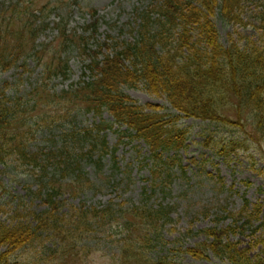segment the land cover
Segmentation results:
<instances>
[{
    "label": "trees",
    "instance_id": "1",
    "mask_svg": "<svg viewBox=\"0 0 264 264\" xmlns=\"http://www.w3.org/2000/svg\"><path fill=\"white\" fill-rule=\"evenodd\" d=\"M9 1L0 2V75L14 68L23 72L15 83L5 82L0 89V201L11 195L6 189L9 182L3 179L33 168L42 177L38 190L31 192L29 187L28 195L47 205L37 212L28 211L18 196L12 197L13 202L18 200L14 210L0 202V217L7 216L0 219V264L80 263L100 247L92 242L99 233L117 239L110 244L112 264H202L211 256L229 264H264V253L250 258L244 250L240 252L238 243L225 242L238 234L236 221L223 231L217 226L200 231L206 241L191 249L182 243V236L173 243L167 240L166 226L174 221L172 206L69 203L90 184L83 157L95 159L92 167L97 178L103 175L104 162L113 150L106 131L116 125V132L126 127L122 133L130 140L140 137L151 147L152 158L164 163V154L185 147L179 118L200 119L220 128L226 135L223 147L245 142L263 148L264 7L256 20L257 30L263 31L259 38L238 33L235 39L230 34L223 44L214 21L218 16L226 25H244L245 0H162L156 18L148 13L141 18L133 42H119L108 35L92 49L89 38L68 34L64 19L56 24L57 45L55 40L39 42L50 29L51 13L42 9L29 14L25 0ZM73 47L91 57L90 63L76 89L56 92L51 83L70 78ZM30 60L41 68L38 78L33 79ZM125 89H142L162 98L176 112L166 117L153 105H140ZM104 111L112 122L87 127L79 119ZM172 117V122L166 121ZM55 132L58 137L45 141L48 146L33 147L39 133L51 136ZM220 153H226L225 148ZM111 158L116 161L114 154ZM170 178L167 174L154 181L153 189L159 185L163 192L170 191V186L160 185ZM26 252L34 253L21 259L19 254ZM186 256L193 263L185 262Z\"/></svg>",
    "mask_w": 264,
    "mask_h": 264
},
{
    "label": "rangeland",
    "instance_id": "2",
    "mask_svg": "<svg viewBox=\"0 0 264 264\" xmlns=\"http://www.w3.org/2000/svg\"><path fill=\"white\" fill-rule=\"evenodd\" d=\"M3 1L0 0V2ZM16 1L11 0L7 3ZM58 1L70 2L73 11V18L69 25L71 30H78L81 33L91 26L94 30V25L97 24L98 34L95 32L97 36L93 37L90 32L85 34L89 38L88 42L91 48L96 49L97 41L105 42L108 35L119 42H133L138 36L140 18L143 16L145 17L142 19L146 18L147 13L151 18H155L157 6L162 0H75L72 3L71 0ZM58 1L25 0V3L29 5V14H33L43 8H55ZM262 2L263 0H245L244 8L241 10L244 25H226L217 16L214 23L223 44L228 40L230 34H233L235 39L238 33L243 37H253L254 40L260 37L263 31L257 30L259 22L256 20L258 13L263 10ZM85 8H88L87 12L91 15L84 12ZM56 13L62 16L65 14V10L61 9ZM83 15L91 20L90 25H85L87 22ZM57 20L56 14H52L47 19L51 29L40 37L39 42L50 43L55 40V45L60 42L56 41L57 31L52 23ZM108 42L111 44V39ZM78 51L79 49L76 47L70 51V78L68 80L57 79L51 83L56 92L70 90L71 87L76 89L83 79L85 65L88 64L91 57ZM105 51L107 52V50ZM29 64L33 70V79L38 78L41 68L36 66L34 60H30ZM22 72L20 68H14L1 74L0 89L5 88L3 86L5 82L15 83ZM125 90L140 105H153L156 110L166 114V117L176 112L164 99L150 96L142 89ZM7 92L12 91L8 89ZM81 118L85 121L82 125L87 127L98 125L104 121H113L107 111H104L100 116L90 113L79 116V119ZM173 118H167L166 121L172 122ZM179 119L178 126L186 134L185 147L164 154V160H167V163L153 159L151 147L140 137L137 136L134 140H130L129 137L124 136L122 132L126 127L116 132L115 129L118 128L116 125L114 130L106 131V140L113 150L104 162L106 166L103 175L97 178L92 167L95 165L93 161L95 159L91 160L90 155L83 157L87 166L84 174H87L86 178L90 180V184L87 183L85 186L87 191L82 193L78 199H70L69 203L78 206L80 202H85L91 207H104L112 203L116 207L124 208L141 206L145 203L154 207L160 204L172 206L174 221L166 226V229L169 230L167 240L173 243L175 238L182 236L184 239L182 243L191 249L206 241L200 231L215 226L218 231H223L236 221L239 228L238 234L227 238L225 242L238 243L240 252L244 250L250 258L264 253V146L259 149L255 145L239 142L234 146L223 147L224 143L221 144V142L226 135L225 132H219L220 128L200 119ZM57 137L58 133L56 132L51 136L39 133L33 142V147L37 148L42 144L41 148H45L48 146L45 141L56 140ZM222 148H225L226 153H220ZM112 154L116 157L115 162L111 158ZM15 173L18 176H11L12 178L9 180L3 179L9 182L10 187L6 189L11 195L3 196L0 202L11 204L9 209L14 210L18 200L15 199L16 201L13 202L12 197L18 196L23 199L22 204L28 211L40 212L44 210L46 202L40 198H34L33 195H28L29 187L31 192L39 188L38 181L42 177L39 169L30 168L29 173ZM167 174L171 176L170 181L160 185H163L164 188L170 186V191L163 192L159 185L158 188L153 189L154 181H159ZM155 190L156 192H154ZM150 192L153 195L147 201ZM146 193L147 195H145ZM65 198L68 199V195ZM244 207L246 208L245 212H243ZM251 217L253 220L245 226L244 224ZM6 218L7 216L0 217L2 221ZM117 238L120 239L118 235ZM111 240L114 244L117 243L116 238L104 236L101 233L95 234L92 242L100 247H95L89 257L82 258L80 263L75 264H112L110 254L114 248L110 245ZM105 242H108L109 245L104 244ZM32 253L34 252L20 253L19 257L25 260ZM184 261L193 263V259L188 256L184 257ZM202 264L229 263L221 262L211 256L209 261Z\"/></svg>",
    "mask_w": 264,
    "mask_h": 264
}]
</instances>
